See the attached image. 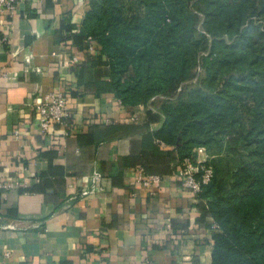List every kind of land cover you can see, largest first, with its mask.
<instances>
[{
    "label": "crops",
    "instance_id": "obj_1",
    "mask_svg": "<svg viewBox=\"0 0 264 264\" xmlns=\"http://www.w3.org/2000/svg\"><path fill=\"white\" fill-rule=\"evenodd\" d=\"M89 1L0 12V182L28 184L0 188V264H211L216 223L182 185L176 146L158 141L143 106L78 81L87 49L65 25L78 31ZM58 87L72 119L44 132L38 104ZM140 165L163 175L154 194L136 181Z\"/></svg>",
    "mask_w": 264,
    "mask_h": 264
},
{
    "label": "trees",
    "instance_id": "obj_2",
    "mask_svg": "<svg viewBox=\"0 0 264 264\" xmlns=\"http://www.w3.org/2000/svg\"><path fill=\"white\" fill-rule=\"evenodd\" d=\"M65 28L80 83L143 106L181 161L210 153L211 264H264V0H90Z\"/></svg>",
    "mask_w": 264,
    "mask_h": 264
},
{
    "label": "built area",
    "instance_id": "obj_3",
    "mask_svg": "<svg viewBox=\"0 0 264 264\" xmlns=\"http://www.w3.org/2000/svg\"><path fill=\"white\" fill-rule=\"evenodd\" d=\"M22 1L24 0H0V12L12 11ZM81 1L87 2L88 0ZM90 49L94 50L92 44L90 45ZM77 60V57L72 59L73 62ZM3 70V66L0 65V73H3ZM119 102L122 104L121 100ZM38 112L40 127L42 131L48 132L55 123L64 125L70 123L73 115L72 102L62 88H54L44 95L43 100L38 104ZM135 118V115H129L124 120H133ZM16 133L18 134V131ZM210 158L211 155L206 147L201 146L196 149L195 157H186L181 163L179 175L182 179V185L195 195H200L203 186L209 183L214 175V168L209 163ZM103 175L101 171H95L91 176L94 185L99 189H104L101 182ZM135 177L136 181L150 190L152 194L156 192V186L163 180V175L150 172L143 165L138 167ZM27 186V183H21L19 181L0 182L1 189ZM214 227H217V225L215 224Z\"/></svg>",
    "mask_w": 264,
    "mask_h": 264
}]
</instances>
